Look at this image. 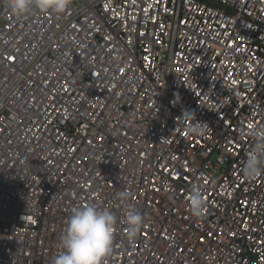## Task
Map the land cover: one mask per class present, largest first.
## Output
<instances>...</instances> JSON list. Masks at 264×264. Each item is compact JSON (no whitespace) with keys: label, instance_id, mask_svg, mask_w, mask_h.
<instances>
[{"label":"built area","instance_id":"1","mask_svg":"<svg viewBox=\"0 0 264 264\" xmlns=\"http://www.w3.org/2000/svg\"><path fill=\"white\" fill-rule=\"evenodd\" d=\"M253 129L264 0H72L22 17L0 0V264H52L84 204L117 217L103 264H264V174L242 171Z\"/></svg>","mask_w":264,"mask_h":264},{"label":"clouds","instance_id":"2","mask_svg":"<svg viewBox=\"0 0 264 264\" xmlns=\"http://www.w3.org/2000/svg\"><path fill=\"white\" fill-rule=\"evenodd\" d=\"M6 3L13 15L22 17L32 9L65 13L72 0H6ZM183 115L195 120L194 113L185 112ZM187 131L189 134L199 135L205 130L192 126ZM261 132L264 129H253L251 133L257 139L243 165L242 171L246 179L264 174V135H260ZM203 203L198 199L191 207L192 212L199 215ZM116 222L117 217L112 211L101 210L93 204H84L74 209L60 237V251L52 264H103L104 258L112 251ZM126 223L128 237L134 238L143 226L144 217L135 207H131L126 212Z\"/></svg>","mask_w":264,"mask_h":264}]
</instances>
